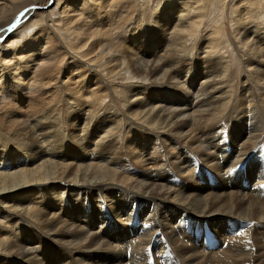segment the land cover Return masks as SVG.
<instances>
[{
  "label": "bare ground",
  "instance_id": "6f19581e",
  "mask_svg": "<svg viewBox=\"0 0 264 264\" xmlns=\"http://www.w3.org/2000/svg\"><path fill=\"white\" fill-rule=\"evenodd\" d=\"M243 1L241 11L232 5V28L247 58L245 69L264 87V0ZM227 2L0 0V119L21 126L15 133L0 129V264H264L260 238L247 228L253 217L263 227L264 206L255 202L249 217V208L221 204L234 195L236 177L248 182L243 189L258 201L263 198L264 124L252 83L242 82L238 96L232 92L218 30L208 34L205 57L186 56L207 20L222 27ZM146 7L162 11L152 16L155 32L142 21ZM70 12L79 14L72 18ZM104 18L117 23L111 32L96 28ZM129 32L130 45L124 40ZM121 37L130 54H104L106 39L117 43ZM42 39L43 45L34 43ZM30 48L42 58L27 79L20 63ZM65 76L69 87L61 81ZM123 82L130 111L114 124L104 116L106 102ZM55 85L72 113L67 123L60 121L66 123L62 131L63 103L47 107L41 98ZM23 86L30 91L27 101L7 106ZM170 90L175 100L168 99ZM125 119L136 127L131 135L120 128ZM209 177L225 184L219 196L197 202L184 196L190 187L179 189ZM245 196L238 199L242 205L249 204ZM213 217L221 218L219 232L207 252L183 228ZM229 218L237 221L223 225ZM240 225L245 228L239 232ZM113 226L121 232L109 235ZM239 241L247 244L236 247Z\"/></svg>",
  "mask_w": 264,
  "mask_h": 264
},
{
  "label": "rangeland",
  "instance_id": "374dc122",
  "mask_svg": "<svg viewBox=\"0 0 264 264\" xmlns=\"http://www.w3.org/2000/svg\"><path fill=\"white\" fill-rule=\"evenodd\" d=\"M227 3L228 4H226L225 12H224V15H223L224 16L223 17V21H221V26L222 27H220V24L217 25L215 23L213 25H210V23L207 20L205 22V27L201 28L200 35L197 37V39L194 42L195 43L194 51L191 52V50H188V51L186 50V56L187 55L188 56L192 55L190 57L194 61L197 60V58H202V56L205 57V53H206V51H208V49H206V47L208 46L207 43H209V40L207 39L208 38V34L210 33V31L212 29L218 30L217 32H219V34L221 33L222 42L225 43L224 46H223V49H225V52L227 53V54L223 53V56H224V59L226 61V64L228 65V67L231 70V74H230L229 80H227V82L228 81H230L231 83L233 82L232 83L233 86H232L231 90L236 96H238V95L241 94L242 82L246 81L247 79L249 81H251V83H252V92L254 93L253 96L256 97V101H255V104H254L255 106L254 107H257V109H258V119L261 118V120L263 121V124H264V87H262L260 85V83L256 82L253 79V77L251 76L250 72H248L247 69H245V65L247 64L246 63L247 58L245 56V53H243L241 48L237 45V41H236L235 36H234L235 33H234L233 28H232L233 27L232 26L233 25V21H232V18L230 17V12L233 10V6L232 5H234L235 8L236 7L238 8V6H239L237 11H241L243 9V6H244V1L241 3V0H234V1L230 0V2H227ZM51 5L53 6V4H51ZM164 6H166V5H164ZM173 6H175V4H170V5L167 4L166 7H167V9H170ZM69 8H70V10L72 9V7H70V5H69ZM104 9L106 10L107 8L105 7ZM150 9H151L150 7H146V11H147V12H145L146 16L144 15L142 21L146 25L154 26V32H155L157 24L154 22L156 20V18H154V17H157V16L161 15L162 11L160 9H158V8L155 9V10H154V8H152L151 10ZM102 10L103 9H101L100 12H102ZM36 11L40 12V11H45V10H36ZM156 11H158L157 15L154 14ZM77 14H79V13L78 12L77 13L70 12L69 13V17L74 18L75 15H77ZM153 14H154V17H152ZM76 18H80V16H77ZM66 19H68V18H66ZM230 19H231L232 22L230 21ZM116 24L117 23L115 21H108L107 18H106V20L104 18L101 23H100V21H98L96 23V28L97 29L102 28L103 30H107L108 29L109 30L108 32H111V29L114 28L116 26ZM77 25H78V27H80L82 29L86 27L85 26V21L82 22L81 20H80V23L77 24ZM171 25H173V24H171ZM92 29H93V27H92ZM124 29H126V28H124ZM10 31H11L10 29L7 30V32H10ZM263 32H264V30H263ZM112 33L113 34H115V33L117 34L118 32H117V30H115ZM130 35L131 34L129 32V34L126 35L125 38H124V40H125V42L127 44H128L127 40H129V36ZM30 37H34V33L30 34ZM40 38H42V35H41ZM153 38L155 39V38H158V37H153ZM122 39H123V37H121L120 40L117 43H115L114 41H111L110 39H106V41L104 43V54L106 52H108V51L111 52L112 55L120 53V54L124 55L125 57L128 55V53L130 54L131 46L128 47V45H130V44H128V45L124 44L123 45V40ZM45 40L46 39L40 40V41H42V43H39L38 41H34V43L36 45H38V44L39 45H43V41H45ZM161 43L163 44V42H161ZM229 43H231V44H229ZM201 44H203V45L201 46ZM203 49H205V51ZM127 50H129V51H127ZM25 51H26V53H25L24 59L21 61L20 64L22 65V67L24 66V68H25L23 70L22 74H24V76H27V79H30L33 76L35 70H37V67H36L35 64L40 66V63H41L40 60L39 61L37 60V57L42 58V55L39 56V52L38 51H35L34 53H32V51H34L33 48H30V51L28 53H27V50H25ZM207 53H209V52H207ZM31 54H33V57L31 56ZM28 56H30L31 59L26 61V58ZM44 57H45V55H44ZM112 58L113 57H110L108 60H110ZM9 60H10V58L6 59V61H9ZM24 63H29V64L25 65ZM9 64L10 65L14 64V61H10ZM12 68L13 67H11V69ZM60 70L64 71V65L61 66ZM257 76L260 77L258 74H257ZM61 81L65 82V86L66 87L70 86L71 82L67 81L66 76ZM25 83H26V81H25ZM132 85H133V83H132ZM126 86H127V83L125 84V82L120 83V85H117V87L115 89L116 91L115 92H113V91L110 92L109 98L107 99V102H106L107 103L106 108H105L106 111L104 113L107 114V115H104V116L109 118V121L112 120L114 124L118 123V118L119 117H122V116L123 117H125V116L128 117V115H129L128 112L130 111V108H129V105L127 104V102H128V99H129V95L131 93H128L129 92L128 88L125 89ZM161 86H163V85H161ZM123 89H125V90L120 93L119 90H123ZM29 92L30 91L28 89L25 90V87H24L23 88V92L20 93L21 95H19L17 97L13 95V97L11 98L13 101L11 99L8 100V97H6V95H3V96H5V98H7V99L4 98L5 99L4 101L8 100L7 102H5L6 104H8L7 106H22L24 104V102L27 101L26 97H28ZM62 95H63V89L58 88V85H55V86H53L50 89H44V90L41 91L42 101H43L44 104L47 105V107L52 106V105L55 106V104L57 102L63 103L62 107H61L62 109H60V110H63L62 114H61V116H62L61 118L62 119L61 118L59 119V125L61 126L60 131H62L61 129H63V126L67 123L68 117H71V115H72V113L69 114L68 105L62 100ZM175 96H176V93L170 90V92L168 94V99L175 100L173 98ZM1 113L2 112H0V114ZM53 115L56 116L55 113H53ZM110 118H112V119H110ZM60 121H62V122L66 121V123L63 124V123H60ZM125 122H126V119H125L124 122H120V128L124 127L126 133H128V135L129 134L131 135V133H133V131L136 129V127L134 125H132V123H130L128 121L126 123ZM137 126H138V124H137ZM64 128H65V126H64ZM0 129L7 130V131H4V132L12 131L13 133H15L16 131H20L21 130V126H19V124H15V123H12V122H8V124H7V122L5 121V123H3L2 119H0ZM8 129H9V131H8ZM242 131H243V128H242L241 132ZM4 132H2V133H4ZM74 133H76V132H74ZM4 134H7V133H4ZM148 135L151 136V134H148ZM126 142H128V138L126 139ZM122 143L124 144V141ZM73 149H74V147H73ZM11 150H12V148H11ZM261 151H262V149H261ZM257 156L258 155L253 156V158L255 160H257L258 159ZM258 161H260V160H257L254 165L255 166L257 165L258 169L260 170L261 169L260 168V163ZM244 168H246L245 165H244ZM235 177H233V178H235ZM244 177H245V175H244ZM212 181H213L212 183H208V180H202V181L199 182L198 185H197V183H194L193 181H191L190 183H189V181L186 182V183L183 182V183H180V185H179L180 188L179 189H181V187H183V188H185L187 186L190 187L191 189L188 192L191 195L187 194L188 192H186L184 194V196H187V197L188 196H192V197H194V199L197 202H200V201L203 202L202 199H205L206 197L219 196V187H222V186L224 187L225 186V184L221 185V183L219 182L218 179H212ZM232 181H233V183L235 185H233L230 181L228 183L233 185V189L231 190L230 194H234V195H229L228 194L229 197L228 198H223L221 204H229V203L231 204L232 203V204H237L239 207L249 208V210H250L249 211V217H252L254 215L253 211L257 208L258 204L260 205V206L258 205L259 207L264 206V202H263L264 201V191L261 190L263 192V194H261L260 197H263V198L261 200H259L260 201L259 202L258 199L255 198V196L253 194H251L250 191H248L249 188L243 189V184L246 187H249V184H248V182L246 180L241 181L240 178L236 177L235 179H232ZM241 185H242V187H241ZM226 189H228V186H226ZM178 190H177V193H178ZM212 192H214V193H212ZM225 192H227V191H225ZM243 195H246L245 198L247 199L249 204H247V203H245V204L248 205V206H246L245 204L242 205V202L238 201V199L241 198ZM196 201L193 202V205L196 204L195 206H197V204H198ZM255 202H256V204L257 203L258 204L256 205ZM260 203H262V204H260ZM119 204L120 203H118V205ZM195 206H193L192 209H196ZM198 206H200V205H198ZM114 212L117 213L118 212V208ZM111 214H114V213H110V215ZM263 214H264V212H263ZM121 215H123V214H120V219H123V217H121ZM243 215H244V213L242 214V216ZM253 218H251L252 219L251 222L253 221V223L252 224H248L250 226L247 225L248 226L247 228H249V233H252V234H253V232L257 233V237L259 236V238H260L259 239V241H260L259 246L261 245V247L263 246V248H264V222H263L264 220L262 222H260V224L262 223L263 227H261V229H259L257 227V222L258 221L255 219L256 217H253ZM219 219H221V218L213 217L212 219H210L208 221H204V224H206L207 226H210L213 229V231L216 233V232H219V224H220L219 223ZM233 221H237V220L230 219V218L229 219H223L222 223H223V225L224 224L230 225ZM117 223L118 224H116V223L115 224L116 225H121V226L123 225V222H121V223L117 222ZM232 226H233V228L237 227V225H232ZM242 227H243V229L245 228L244 225H240L239 232L242 229ZM119 232H121L120 226H113V228H112L111 232L109 233V235L116 234V233H119ZM249 233H248V235H249ZM109 235L106 234V236H108V237H109ZM30 236H32V235H30ZM35 238H37V236L31 237V240L35 239ZM241 242L242 241L237 242V244H235V246L237 245L236 247L243 248L242 246H243V243H245V242H242V245H241ZM239 243H240L241 246L240 245L238 246ZM246 244L247 243L244 244V247H245ZM169 253H168V255H170V256H173L175 254L174 252H169ZM9 264H22V263L20 261H18V260L17 261L10 260ZM154 264H159V262L154 263Z\"/></svg>",
  "mask_w": 264,
  "mask_h": 264
}]
</instances>
